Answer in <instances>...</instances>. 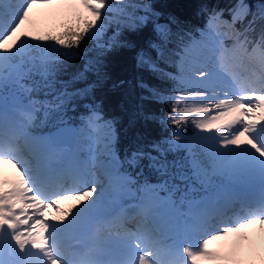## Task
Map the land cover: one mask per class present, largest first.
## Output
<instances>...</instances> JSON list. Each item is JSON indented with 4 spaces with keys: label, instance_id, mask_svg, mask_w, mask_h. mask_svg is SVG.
Wrapping results in <instances>:
<instances>
[{
    "label": "snow or ice",
    "instance_id": "snow-or-ice-1",
    "mask_svg": "<svg viewBox=\"0 0 264 264\" xmlns=\"http://www.w3.org/2000/svg\"><path fill=\"white\" fill-rule=\"evenodd\" d=\"M38 7L65 10L62 30L42 35L25 31ZM125 7L124 0H22L19 5L0 0V87L10 83L14 88L12 113L0 110V165L16 172L10 183L0 178V264H264V238L258 248L243 231L259 225L264 232V0L255 11L246 0H236L214 12L213 22L223 23L225 30L190 46L181 39L177 62L167 48L172 33L153 19L158 13L144 4L136 6L144 14L135 16ZM225 12L230 21L220 20ZM110 19L118 30L100 42ZM245 20L246 25L236 27ZM258 21L259 39H251ZM121 25L141 35L151 27L154 38L138 48L136 66L173 82L167 96L150 81L136 82L142 102L169 104L167 118L159 122L171 138L148 145L133 142L122 159L116 121L104 119L94 94L108 79L104 55L116 47H136L132 37L120 38ZM89 40L100 49L94 59L79 53ZM76 59L84 62L70 72ZM161 61L175 63L178 74L160 68ZM90 75L95 81L88 82ZM78 83L86 86L76 87ZM85 98L90 102L83 104L88 111L81 115V127L69 126L66 113L76 111ZM40 111L45 120L56 118V131L33 134ZM156 119L142 107L131 123ZM187 127L193 129L191 136L183 134ZM83 151L91 165L79 155ZM170 152L183 155L170 161ZM145 166L162 182L139 184L129 169L139 168L137 176H142ZM218 174L259 183L257 193L240 197L241 212L229 222L220 219L226 190L190 199L197 184L208 186ZM133 189L138 219L130 228L117 208ZM68 201L73 203L62 208ZM185 204L187 212L181 210ZM48 210L55 214L47 216ZM105 232L102 248L89 244L90 237ZM218 242H224L220 249L210 247Z\"/></svg>",
    "mask_w": 264,
    "mask_h": 264
},
{
    "label": "trees",
    "instance_id": "trees-1",
    "mask_svg": "<svg viewBox=\"0 0 264 264\" xmlns=\"http://www.w3.org/2000/svg\"><path fill=\"white\" fill-rule=\"evenodd\" d=\"M125 2L127 3L125 11L128 14L135 16L143 15V9L136 6L144 4L150 5L153 11L158 13V16L153 19L157 23L167 25L172 33V41L167 45V48L170 53V59L177 62L180 57L176 53L181 51V39L183 46H190L199 36H202L207 29L210 30L213 25L222 28L224 26L223 23L213 22V14L235 3L236 0H124V3ZM246 3L251 5L252 9L255 11L261 3V0H246ZM250 18L251 17L248 19ZM220 20L230 21L229 14L225 12L223 16L220 17ZM246 22V20L244 22H238L236 27L239 28L241 24L246 25ZM107 24L108 27L101 36L100 42L109 41L118 30V25L115 20H111ZM261 26L262 25L258 21L256 32L250 37L251 39H259ZM119 27L121 29L120 38L132 37V43H134L136 47H116L104 55V70L107 73L108 79L94 89V94L96 103L100 104L102 107L104 119H114L116 121V128L119 135L117 147L122 159L124 150L133 142L139 141L142 144L148 145L153 142H162L165 139L171 138L169 130L159 122L160 117L167 118L170 108L169 104L163 101L142 102L140 99V89L137 88L136 82L142 78L146 81H150V83L157 87L165 96L171 94L173 82L169 80H160L152 76L149 72L138 69L136 66L138 48L144 45L146 39L154 38L151 27H149L148 31L143 35L129 33L126 29H123L122 25ZM61 30L62 29L57 32ZM47 33L52 32H45L43 34ZM97 43V41L89 40L86 44H82L79 49L80 55L84 56L86 59H94L100 51L97 47ZM151 54L153 59H155V50H152ZM83 62V60L76 59L72 63L69 71H75ZM159 67L173 75L178 74L175 63L166 64L161 61L159 62ZM61 78L66 80L69 77L63 76ZM95 79L96 77L94 75H90L88 82H93ZM120 81H124V85L114 88L113 85L119 84ZM85 86L86 83H78L76 85V87L79 88ZM10 90H14V88L12 87ZM1 93L2 95L6 94V90L3 89ZM34 98L42 99L40 96ZM89 102L90 101L85 98V100L78 102L79 106L76 111L73 112L69 110L65 116L67 122L82 124L81 115H86L88 111L83 107V104ZM142 107L146 108L157 119L147 124L143 121H137L133 125L131 121ZM35 116V125L37 126L32 128L33 134L51 132L58 125V121L54 116L45 120L43 111L37 112ZM41 121H44V123H41ZM182 131L185 136H190L192 135L193 129L187 127L183 128ZM180 155H183V153L170 152L167 158L171 161L178 158ZM143 164L146 165L147 161H144ZM129 171L132 172L133 178L136 179L139 184H143L145 181L151 185L162 182L158 174L146 166L144 167L142 176H137V173L140 171L139 168L135 170L130 168ZM196 188L197 191L191 194L190 197L199 198L203 196L205 187L197 184ZM161 195H163V193ZM253 262L258 264L259 261L254 260Z\"/></svg>",
    "mask_w": 264,
    "mask_h": 264
},
{
    "label": "rangeland",
    "instance_id": "rangeland-1",
    "mask_svg": "<svg viewBox=\"0 0 264 264\" xmlns=\"http://www.w3.org/2000/svg\"><path fill=\"white\" fill-rule=\"evenodd\" d=\"M7 2L14 4V5H19L22 3V0H7ZM126 3V2H125ZM127 7V3L125 4ZM117 6V5H114ZM125 7V8H126ZM110 16L114 14H109ZM66 19V13L65 10H60V9H50V8H34L32 10V13L30 14L29 21L26 23L24 26L25 31H29L33 34H43L45 32H52L55 33L58 30L61 29V25L65 22ZM109 21H106V23H109ZM116 22V21H115ZM217 31H224L225 28L222 27H216ZM214 29V28H212ZM215 32L213 30L208 33V38L212 35H214ZM206 38L205 41L208 39ZM31 43V41H29ZM11 85L6 84L3 87V89L6 90V94L2 95L1 90H0V108L2 110H6L9 112V114L12 113L13 107H14V90H9L8 86ZM0 87V89L2 88ZM2 89V90H3ZM81 127V126H80ZM86 133H91L93 135L97 133H92L91 129H85ZM44 135H48L44 134ZM87 143V141L85 140ZM84 142V143H85ZM75 147V146H74ZM73 147V148H74ZM81 158L88 160L89 165H91V159L89 156V153L87 151H83L79 154ZM103 159V158H101ZM0 178L5 180L6 182H11L16 180V172L15 169H13L10 165L4 164L0 165ZM226 180V181H225ZM224 185V188H223ZM7 186V185H6ZM218 189H224L227 191L229 194L222 204L227 203V205H233V203L228 202L231 200H234V196H242L244 193L250 192V193H257L259 191V183L257 181H252L249 180L248 178L245 177H239V176H228V175H215L211 177V184L208 185L207 192L203 198L200 199H195V197H190L191 200L193 201H200L206 197H212L216 195V192ZM138 199V194L135 192V189H133V193L126 196L121 202H120V207L117 208L118 212H121L122 214L124 213H129V209L131 207L127 206H122V205H131L134 206L135 203L137 202ZM72 201H68L65 204L61 205L62 208L68 207ZM187 205V204H186ZM123 208V210H122ZM182 211L187 212L188 211V205L186 207L181 208ZM223 210L225 208L223 207ZM238 210H241V204L238 206ZM230 212L229 210H227ZM132 213V212H131ZM47 216L51 217L54 215L53 210H48L45 213ZM236 218V214H227L223 221L224 222H229L230 220H234ZM51 222V221H50ZM244 232H246L255 242L257 247L259 248L261 239L264 238V232H261L260 226L259 225H252L250 228L244 229ZM93 239L95 240V245L99 247H103L106 240H107V233H101L99 235L93 236ZM224 242H218L217 244H214L210 247L214 249H220L221 245ZM210 264H232L230 261H212ZM242 264H255L253 261H244ZM260 264V261L258 262Z\"/></svg>",
    "mask_w": 264,
    "mask_h": 264
},
{
    "label": "bare ground",
    "instance_id": "bare-ground-1",
    "mask_svg": "<svg viewBox=\"0 0 264 264\" xmlns=\"http://www.w3.org/2000/svg\"><path fill=\"white\" fill-rule=\"evenodd\" d=\"M66 186H71V181H69L68 183H67V185ZM255 193V192H254ZM244 194H251L250 192H247V193H244ZM240 197L241 196H234L233 198H234V200H231V201H228V202H231V203H233V205L231 206V205H227V203H224L223 204V207L225 208V210H223V216L220 218V219H224V217L227 215V214H237V213H240L241 212V210H238V206H235V201L236 202H239V203H241V201H240ZM223 201H224V199H223ZM222 201V202H223ZM122 206H127V207H131L129 210V213H127V214H130L129 216L132 218V220H128V227H130V228H134L135 227V221H134V219L133 218H137L138 219V215H137V213H138V209H136L134 206H131V205H122ZM120 207V206H119ZM122 210H123V208H122ZM227 210H229L230 212H228ZM132 212V213H131Z\"/></svg>",
    "mask_w": 264,
    "mask_h": 264
},
{
    "label": "water",
    "instance_id": "water-1",
    "mask_svg": "<svg viewBox=\"0 0 264 264\" xmlns=\"http://www.w3.org/2000/svg\"><path fill=\"white\" fill-rule=\"evenodd\" d=\"M69 126L76 128V127L73 126L72 124H69ZM55 131H56V130H55ZM73 144H74V142H73L70 146H73Z\"/></svg>",
    "mask_w": 264,
    "mask_h": 264
}]
</instances>
